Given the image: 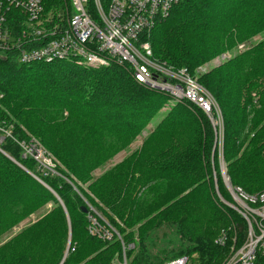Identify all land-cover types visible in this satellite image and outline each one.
Wrapping results in <instances>:
<instances>
[{"label":"trees","instance_id":"1","mask_svg":"<svg viewBox=\"0 0 264 264\" xmlns=\"http://www.w3.org/2000/svg\"><path fill=\"white\" fill-rule=\"evenodd\" d=\"M41 3L44 15L56 17L64 0ZM256 35L261 39L250 48L197 77L221 112L229 182L247 194L264 190V0H179L149 37L154 59L193 74ZM17 53L0 49V237L45 204L50 208L0 242V264H121L117 235L109 239L97 231L106 230L103 219L73 187L88 195L80 183L142 131L141 146L87 186L123 223L105 213L127 246L126 264H163L180 256L220 264L229 246L215 244V237L226 230L240 239L244 222L213 196L207 116L183 100L147 130L170 96L138 84L125 68H86L67 60L25 64ZM27 134L56 159L55 171L22 155L15 140ZM214 169L220 194L232 203L216 164ZM138 219L139 227H131ZM162 227L168 232L158 245L154 232ZM252 264H264V253Z\"/></svg>","mask_w":264,"mask_h":264},{"label":"built area","instance_id":"2","mask_svg":"<svg viewBox=\"0 0 264 264\" xmlns=\"http://www.w3.org/2000/svg\"><path fill=\"white\" fill-rule=\"evenodd\" d=\"M178 1L64 0L54 17L44 15L41 0H0V49H17L18 62L25 64L67 60L86 68L111 64L123 67L138 84L170 96L164 109L188 101L202 110L220 131L222 117L218 104L198 83L196 75L153 58L151 30L168 17ZM15 12L19 19L13 15ZM10 16L17 23L16 31ZM237 46V52L247 48L245 43ZM231 56L228 52L221 54L223 59ZM217 140L221 143L222 134ZM19 145L23 156H31L41 170L53 172L49 168L50 158L36 142ZM225 181L233 201H222L241 217L244 232L239 239L235 233L228 237L226 230L220 231L214 243L229 246L220 264H252L258 253H264V190L247 194ZM233 229L236 230L235 225ZM97 231L111 238L107 230L98 228ZM120 263L126 264L124 256ZM163 264L194 263L191 258L180 256Z\"/></svg>","mask_w":264,"mask_h":264},{"label":"rangeland","instance_id":"3","mask_svg":"<svg viewBox=\"0 0 264 264\" xmlns=\"http://www.w3.org/2000/svg\"><path fill=\"white\" fill-rule=\"evenodd\" d=\"M261 39L260 35H256L253 38H251V41H248V44H246L247 48L245 50H247L248 48H250V46L253 43H256L257 41H259ZM150 41V40H149ZM237 47L235 46L233 47L231 50H228L226 52L232 54V56L237 52ZM242 52V51H241ZM226 59H223L221 57V54H217L216 56H214L213 58L209 59L208 61H205L204 63L198 65L194 71L192 72L193 74L196 75V77L200 76V74L206 73L208 70H210L213 67L219 66L220 64H222ZM181 68H185V67H181ZM200 68V69H199ZM214 98V97H213ZM216 101V100H215ZM217 103V101H216ZM218 104V103H217ZM169 111V109L163 110L158 112L153 119L150 121V123L146 126L147 130L151 129L152 127H154L158 121L162 118V116ZM252 111V109L250 110ZM254 112V110L252 111V113ZM209 120V119H208ZM210 124L212 126V123L210 121ZM24 129V128H23ZM212 131H213V145H212V152H211V163H212V177H213V183H214V193L213 196L216 199V202L219 206H221V204L225 205V203L222 201V199H224V197L220 194L219 189H218V185H217V174H216V170L214 169V164L217 165V173L220 176L224 187L226 188L227 192L228 188H227V183L225 181V179H227V182L231 185V183L229 182V177L227 175L226 172V164L224 162L223 159V126L221 125V130L219 131L218 127H213L212 126ZM27 133V131H25ZM146 134V131H142L140 135H138L133 142H131L130 144H128L126 147L122 148L121 150H119V152H117L110 160H108L103 168H96L93 170L92 172V178L89 179L86 182H81L80 185L82 186L83 190L85 191V194L88 195H84L83 193H80L79 190H77L75 188V186L73 187L75 192L79 195V197L81 198L82 202H85V205L92 208L94 213H96L97 217H101V219H103L105 228L107 230V232L109 234L112 235H117V239L120 241L121 243V247H122V259L121 261H123V256L125 257L126 260V252L125 250H127V246H125L123 244V239L121 237V235L118 233L117 229L112 225V221L111 218L117 222L119 221L121 223V226L124 227L123 223L117 218V216L113 213L111 214V212L109 211V209L105 206L104 203H102L99 198H97L96 196L93 195V193L88 189V184L96 179L98 177V175L100 173H102V171L104 169L109 168L110 166L114 165L115 163L119 162L120 160H122V158L128 154H130L132 151L138 149L141 146L142 143V138L144 137V135ZM219 134H222V140L221 143H219V141L217 140V136ZM7 135V134H6ZM28 135V139L25 140H20V142L18 140H15L16 143L19 145L21 143H27V142H36V144L48 155L47 158H50L49 161V168L55 171V165L57 163L56 159L43 147V145L39 142V140L36 137H33L31 134H27ZM24 141V142H23ZM20 146V145H19ZM216 156V160H213V156ZM215 161V162H214ZM61 167L63 168V166L61 165ZM89 197H93V199H95V202L97 203V205L93 204L89 199ZM146 200H150V196L146 195ZM60 200L58 199V202ZM146 202V201H144ZM60 203V202H59ZM93 204V205H92ZM145 204V203H144ZM99 207H102L101 209ZM50 208V204H45V206H43L41 209L37 210L36 212L30 214L27 218H25L24 220H22V222H20L17 226H15L13 229H11L10 231H8L7 233H5L3 236L0 237V242H2L3 240L9 238L12 234H14L15 232L19 231L23 226H25L26 224L34 221L36 218H38L41 214H43L45 211H47ZM105 208V209H104ZM114 209L119 208L118 206L114 205L113 206ZM102 210V211H101ZM104 212V213H103ZM107 213L108 215H111L110 217H107V215L105 214ZM143 220V219H142ZM141 219H138L137 222H135L131 227L133 228H138L139 227V223L142 222ZM103 227V229H105ZM104 231V230H103ZM168 232V228L167 227H162L158 230H156L154 232V237L157 238L158 245H161L162 242H164L163 240L160 242V238L163 237L162 234L163 233H167ZM135 237H137V235H135ZM216 238V237H215ZM66 255V252H65Z\"/></svg>","mask_w":264,"mask_h":264},{"label":"water","instance_id":"4","mask_svg":"<svg viewBox=\"0 0 264 264\" xmlns=\"http://www.w3.org/2000/svg\"><path fill=\"white\" fill-rule=\"evenodd\" d=\"M6 155V154H5ZM36 178V177H35ZM41 182V181H40ZM82 211L83 212H86L87 211V209L85 208V207H82Z\"/></svg>","mask_w":264,"mask_h":264},{"label":"bare ground","instance_id":"5","mask_svg":"<svg viewBox=\"0 0 264 264\" xmlns=\"http://www.w3.org/2000/svg\"><path fill=\"white\" fill-rule=\"evenodd\" d=\"M202 111V110H201ZM203 112V111H202ZM225 194V193H224ZM222 205V204H221ZM225 208V207H224ZM231 210V209H230ZM233 233V232H232Z\"/></svg>","mask_w":264,"mask_h":264}]
</instances>
